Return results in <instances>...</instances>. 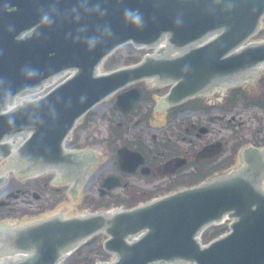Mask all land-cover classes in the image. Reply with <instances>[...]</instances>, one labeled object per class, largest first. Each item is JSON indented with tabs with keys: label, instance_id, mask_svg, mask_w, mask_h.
<instances>
[{
	"label": "water",
	"instance_id": "1",
	"mask_svg": "<svg viewBox=\"0 0 264 264\" xmlns=\"http://www.w3.org/2000/svg\"><path fill=\"white\" fill-rule=\"evenodd\" d=\"M263 16L264 0H0V110L14 95L29 92L64 69H75L41 100L0 114V141L30 132L13 156L9 145L0 144V157L9 156L20 176L53 167L70 170L77 163L85 168V153H68L62 142L86 111L144 78L175 83L164 97L169 105L216 84H236L264 64V40L244 45L260 28ZM164 37L167 47L141 63L96 76L99 63L116 47L132 42L155 48ZM119 48L104 63L115 58ZM174 50L181 53L170 58ZM257 89L254 84L251 94ZM226 97L218 103L225 105ZM81 127L79 122L71 137ZM100 152H95L98 162L91 175L77 188L81 199L82 188L95 185L96 168L105 165ZM248 154V174L216 178L127 211L69 219L53 216L0 231V256L25 254L3 259L2 264H56L98 232L108 236L103 246L115 255L112 264H264L262 173L251 171L264 151ZM225 214L233 219L230 232L200 247L195 236ZM139 234L138 240L127 243ZM96 240L99 236L92 242Z\"/></svg>",
	"mask_w": 264,
	"mask_h": 264
},
{
	"label": "flooded vegetation",
	"instance_id": "2",
	"mask_svg": "<svg viewBox=\"0 0 264 264\" xmlns=\"http://www.w3.org/2000/svg\"><path fill=\"white\" fill-rule=\"evenodd\" d=\"M261 77H264V73H260L255 82L259 89L256 94L250 96L244 89L251 99H264V84H259ZM142 86L151 89L148 83ZM127 90L113 94L101 104L104 108L101 115L107 122L104 137L113 140L121 135L127 140L129 148L139 152L144 161L142 163L139 158L135 159L139 165L134 172L114 167L111 174L121 179L122 187L100 191L101 182L97 187L99 200H122L125 203L123 208H128L191 186L197 179L205 177L219 166H226L228 162L241 165L242 149L246 141H249L248 145H255V140L260 143L264 141L263 129H255V133L244 135V122H234L236 111L232 112L229 120L223 103L216 104L209 98H200L193 104L169 110L159 111L154 106L153 114H149L152 103L143 97L132 105L124 106L122 110L114 109L118 96ZM152 91L156 93V90ZM127 107L130 110L125 112ZM256 109L264 112L263 108ZM217 126L219 128L216 130ZM209 146L211 150L205 158H201L200 152ZM220 147L222 151L217 154ZM115 152L113 150V156ZM38 187L47 193L51 189L73 193V189L56 187L47 182ZM21 190L23 200L27 198L29 190ZM15 210L10 204L5 211L0 207V218Z\"/></svg>",
	"mask_w": 264,
	"mask_h": 264
},
{
	"label": "rangeland",
	"instance_id": "3",
	"mask_svg": "<svg viewBox=\"0 0 264 264\" xmlns=\"http://www.w3.org/2000/svg\"><path fill=\"white\" fill-rule=\"evenodd\" d=\"M261 34L260 36L262 37ZM147 53H151V51L150 50L137 51V49H134L131 45L119 48L116 57L109 60L110 62L113 63L111 69L113 70L119 67L126 66L131 62L130 59L131 57L133 56L139 57ZM253 85L254 84H248L246 86V89L248 90L249 93H252ZM257 91H259V89H257ZM227 111L228 114H231V112L234 111H236L237 113H241L240 118L244 122L243 125L244 135H248L251 132H255V129H263L262 133L264 134V112H260L258 110H255L254 108L244 109L240 105L232 109L227 108ZM101 113L102 112L92 113L95 116L93 122L87 127H81L78 130V132L74 135V137H70L68 139V145L73 147L81 146L83 143L86 142L87 139L90 140L92 138L94 140H99L100 138L105 136L106 134L105 127L107 125V122L100 116ZM218 128H219L218 126L215 127L216 130ZM99 146L100 145L94 144L90 148L93 149L94 151H97L100 150ZM99 158H105V165L96 168L98 176L94 187L82 188V194L84 195L82 199L80 197L74 200L65 198L62 199L61 201L52 202L50 199L51 194L42 191L38 187L39 184H42L44 182L45 178H37L35 180L36 181L35 183H33L32 181H30V183L24 182L26 184H23V186L20 185L16 180L10 181L8 185L5 187L3 193L0 194V196L9 192L11 188L13 189L16 187H22V188L29 187V189L34 191L37 195H40V198L33 199L32 197H29V198H25L27 200L25 199L22 200V198H19L17 200H11V204L13 205V207H15L16 210L9 212L11 213L10 216L8 218H4L3 220H9L8 222L10 223L14 219L15 223L24 224L35 220H39L41 218L48 217L49 215L51 216L52 213L60 212L61 214L64 215L68 213V216H74V215L82 214L83 211H86V213L95 212L97 210L104 208V204H106V206L108 205L113 206L112 204L109 203L110 200L100 201L98 199V193H97V187L100 181L108 172L114 169V167H112V163H113L112 148L108 147L106 150L101 151ZM3 217H5V215ZM207 236H209V234ZM103 239H104L103 236H99V240L86 244L85 251L80 252L77 255V257L83 256L89 250L94 251L100 248ZM92 257H95L96 259L100 258L101 260L105 261L108 259L109 256L94 254L92 255Z\"/></svg>",
	"mask_w": 264,
	"mask_h": 264
},
{
	"label": "trees",
	"instance_id": "4",
	"mask_svg": "<svg viewBox=\"0 0 264 264\" xmlns=\"http://www.w3.org/2000/svg\"><path fill=\"white\" fill-rule=\"evenodd\" d=\"M131 61L135 62L137 61V58H132ZM114 62V61H113ZM112 62H108L104 65V69L108 70L111 68L112 66ZM216 233H214L213 235H215ZM81 252L80 249H78L75 252V255H78ZM92 262V260L87 259V257L81 258V259H77V260H73L70 264H90Z\"/></svg>",
	"mask_w": 264,
	"mask_h": 264
}]
</instances>
